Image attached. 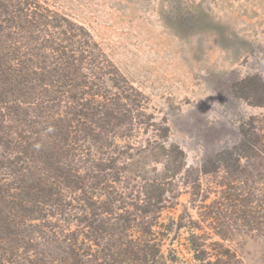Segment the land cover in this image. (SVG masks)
I'll return each mask as SVG.
<instances>
[{
	"label": "rangeland",
	"instance_id": "1",
	"mask_svg": "<svg viewBox=\"0 0 264 264\" xmlns=\"http://www.w3.org/2000/svg\"><path fill=\"white\" fill-rule=\"evenodd\" d=\"M0 9L1 264H264V0Z\"/></svg>",
	"mask_w": 264,
	"mask_h": 264
},
{
	"label": "trees",
	"instance_id": "2",
	"mask_svg": "<svg viewBox=\"0 0 264 264\" xmlns=\"http://www.w3.org/2000/svg\"><path fill=\"white\" fill-rule=\"evenodd\" d=\"M1 51L2 50H0V69L5 66V58H4L3 53ZM3 77L7 78L5 75H3ZM0 78H2L1 75H0ZM65 140H67V139H65ZM91 177L94 179L95 183L100 182V179H97L93 175ZM106 248H104L100 252H97L94 255L90 254V261L91 262L93 261L95 264H101V260H105V264H125V261L127 260V258L128 259L132 258L135 255V253H134L135 251L132 249L133 247L131 244H127L126 247H118V249H116V251H111V252H110V250H113V249H106ZM7 249L8 248H4L5 253H9L10 250H7ZM196 250H198V249H196ZM156 251L158 252V249H156ZM147 252L152 254V255H154L156 253L153 250L152 251L150 250V252H149L148 249L146 250V253ZM12 255H13V253H11V252H10V254H7V261L8 262L11 260ZM69 255L71 256V254H69ZM69 259H70V261H68V262L65 261L64 263L65 264H79V261L76 259V256L74 258H72V256H71V257H69ZM72 259H73V262H72ZM0 264H1V262H0Z\"/></svg>",
	"mask_w": 264,
	"mask_h": 264
}]
</instances>
